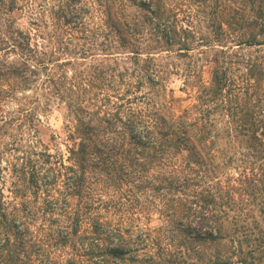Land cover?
<instances>
[{
  "label": "trees",
  "instance_id": "obj_1",
  "mask_svg": "<svg viewBox=\"0 0 264 264\" xmlns=\"http://www.w3.org/2000/svg\"><path fill=\"white\" fill-rule=\"evenodd\" d=\"M263 189L264 0H0V264H245Z\"/></svg>",
  "mask_w": 264,
  "mask_h": 264
},
{
  "label": "rangeland",
  "instance_id": "obj_2",
  "mask_svg": "<svg viewBox=\"0 0 264 264\" xmlns=\"http://www.w3.org/2000/svg\"><path fill=\"white\" fill-rule=\"evenodd\" d=\"M24 21H25L24 18H20L18 20V23L20 25H24L25 23ZM209 70L210 67L208 65H206L203 68L202 78L204 81L207 80L209 77ZM179 84H180L179 80H175L172 84L174 87V97H175L174 108L176 110H180L183 106H185L188 103V100H186L185 98V94L177 89ZM60 124H61V117L58 111L54 110L47 117H44L42 124L39 125L42 140L48 143L50 132L51 131L53 132V130H57ZM260 196L261 197L258 198H260V200H264V198H262V191L260 192ZM255 218H256V223H251V221L248 219L245 222H243L244 225H248L245 226V229L242 232L243 239H245L242 244L243 251L241 255L243 257L247 254L246 251L248 249H250L252 246H254L263 239L264 223L262 221V218L259 217L257 213ZM252 255H253L252 257L245 258L247 259V263L245 264H264V251H262V249L255 250V252Z\"/></svg>",
  "mask_w": 264,
  "mask_h": 264
}]
</instances>
